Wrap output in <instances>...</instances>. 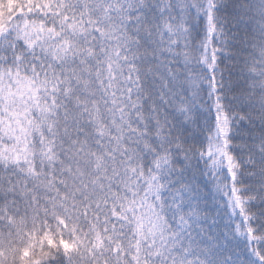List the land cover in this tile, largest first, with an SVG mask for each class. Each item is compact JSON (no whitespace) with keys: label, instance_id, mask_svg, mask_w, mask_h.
Wrapping results in <instances>:
<instances>
[{"label":"snow or ice","instance_id":"6c2138e0","mask_svg":"<svg viewBox=\"0 0 264 264\" xmlns=\"http://www.w3.org/2000/svg\"><path fill=\"white\" fill-rule=\"evenodd\" d=\"M0 264H264V0H0Z\"/></svg>","mask_w":264,"mask_h":264}]
</instances>
